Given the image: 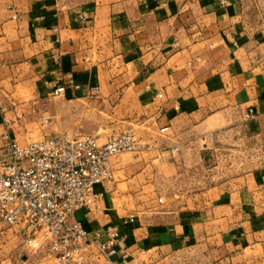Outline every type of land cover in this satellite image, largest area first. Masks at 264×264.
Wrapping results in <instances>:
<instances>
[{"label":"crops","instance_id":"0c3cea01","mask_svg":"<svg viewBox=\"0 0 264 264\" xmlns=\"http://www.w3.org/2000/svg\"><path fill=\"white\" fill-rule=\"evenodd\" d=\"M127 132L75 216L122 227L118 264H264V0H0V156L4 134ZM45 254L0 235V264Z\"/></svg>","mask_w":264,"mask_h":264},{"label":"built area","instance_id":"2783aa9c","mask_svg":"<svg viewBox=\"0 0 264 264\" xmlns=\"http://www.w3.org/2000/svg\"><path fill=\"white\" fill-rule=\"evenodd\" d=\"M69 87L79 88L59 85L53 95L63 96ZM98 91L93 87L90 94ZM3 137L7 142L0 156V235L19 227L23 245L34 252L44 250L47 264H118L127 256L121 253L125 236L120 225L92 233L75 216L99 210L103 194L97 188L115 178L112 159L140 149L132 132L105 144L93 136L51 135L25 145L8 134Z\"/></svg>","mask_w":264,"mask_h":264},{"label":"rangeland","instance_id":"374dc122","mask_svg":"<svg viewBox=\"0 0 264 264\" xmlns=\"http://www.w3.org/2000/svg\"><path fill=\"white\" fill-rule=\"evenodd\" d=\"M54 135V134H53ZM47 136V135H46ZM49 136H51V135H49ZM45 137V136H44ZM65 137V136H64ZM83 137V136H82ZM37 140H41V139H37ZM112 184V183H111ZM108 186H110V184L108 185Z\"/></svg>","mask_w":264,"mask_h":264}]
</instances>
